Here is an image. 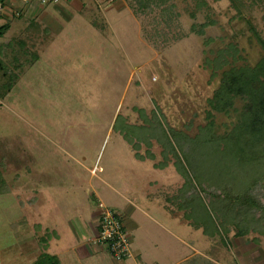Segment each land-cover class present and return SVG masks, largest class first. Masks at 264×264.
Here are the masks:
<instances>
[{
	"label": "rangeland",
	"instance_id": "1",
	"mask_svg": "<svg viewBox=\"0 0 264 264\" xmlns=\"http://www.w3.org/2000/svg\"><path fill=\"white\" fill-rule=\"evenodd\" d=\"M82 2L8 0L0 19V81L18 75L0 97V264L55 249L67 264L100 202L135 224L118 263L264 264V234L239 233L244 211H224L220 166L193 141L223 72L264 56V0ZM136 108L156 112L161 140H144ZM215 115L217 133L236 118Z\"/></svg>",
	"mask_w": 264,
	"mask_h": 264
},
{
	"label": "trees",
	"instance_id": "2",
	"mask_svg": "<svg viewBox=\"0 0 264 264\" xmlns=\"http://www.w3.org/2000/svg\"><path fill=\"white\" fill-rule=\"evenodd\" d=\"M139 8L144 10L159 7L165 0H137ZM235 1V0H233ZM235 4V2H234ZM237 7V5L235 6ZM238 8V7H237ZM14 14H12L13 17ZM16 17V15H14ZM14 18V17H13ZM35 21L28 26L36 27ZM11 21L0 24V37L9 30ZM264 49V43L258 39ZM21 43V45H23ZM229 51H224L226 56L230 53L233 62L240 58L238 49L229 45ZM232 51V53H231ZM238 57V58H237ZM229 63L226 59H220ZM17 61V60H16ZM6 67L0 60V68ZM13 80L3 85L0 81V97L13 87L18 78L17 73L9 70ZM5 86V87H2ZM2 87V88H1ZM243 100L241 107L235 106V98ZM209 109L206 110L207 122L198 127L194 136L196 149L208 150L210 156L219 164V171L223 173L220 190L225 192L222 196L226 199V212H239L241 214L242 228L240 234L256 232L264 234V56L253 66L246 64L231 65L223 72V77L213 96L208 99ZM139 117L143 120V132L150 135L144 140H161L160 134L165 135L156 112L146 113L143 108H136ZM230 111L236 114L235 121L228 129L216 132L215 113ZM163 131V133L160 132ZM140 133V132H139ZM137 135L136 133L133 134ZM161 136V135H160ZM131 140V139H130ZM148 144L150 142H147ZM137 148V144H133ZM1 175V174H0ZM7 188L2 192H6ZM246 210H253V216H246ZM240 212V213H241ZM256 215V217H255ZM256 241V240H255ZM45 256V257H44ZM45 260V261H44ZM32 264H60L54 255H39Z\"/></svg>",
	"mask_w": 264,
	"mask_h": 264
},
{
	"label": "built area",
	"instance_id": "3",
	"mask_svg": "<svg viewBox=\"0 0 264 264\" xmlns=\"http://www.w3.org/2000/svg\"><path fill=\"white\" fill-rule=\"evenodd\" d=\"M10 1V0H9ZM29 3L32 0H21ZM48 0H41L46 2ZM8 0H0V19L6 9ZM99 215L97 216V233L95 242L104 245L114 261L122 262L131 254V240L128 228L125 226L122 215L99 203Z\"/></svg>",
	"mask_w": 264,
	"mask_h": 264
},
{
	"label": "crops",
	"instance_id": "4",
	"mask_svg": "<svg viewBox=\"0 0 264 264\" xmlns=\"http://www.w3.org/2000/svg\"><path fill=\"white\" fill-rule=\"evenodd\" d=\"M59 2L58 0H48V3L46 4L47 5L52 4L51 8L52 10H54L55 8H58L57 4ZM76 2H78V8L75 7ZM65 3L72 5L74 7V10H76V12H80L85 7V4L82 2V0H65ZM122 219H123V216H122ZM123 221H124L125 226L128 229L135 226V224L132 221H130V219H128L126 216L124 217ZM91 225L93 227V233L91 232L92 235L91 234L87 235L85 237L86 238L85 240L84 239H81V240L76 239L75 241H73V239L72 241L70 240V242H74V244L70 245L69 248L67 249V251L70 253L69 258H67L66 260L67 264H124V263L115 262L110 256V254L108 253L107 249L103 248L100 244L95 242L94 238L97 233V224L95 221L93 222L91 221ZM50 231L52 234V240L53 241L55 240L58 242V238H60L59 233L56 232L55 229H50ZM57 242H55V244ZM58 252L59 251L55 249V253H52V254L56 256L58 260H61V257H60L61 254L59 255ZM133 254L134 255L136 254L135 256H137V250ZM64 258L65 257L63 256V259ZM109 258L111 261H109ZM61 262L62 260L59 263L62 264Z\"/></svg>",
	"mask_w": 264,
	"mask_h": 264
}]
</instances>
